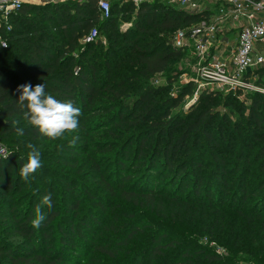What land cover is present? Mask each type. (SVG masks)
Returning <instances> with one entry per match:
<instances>
[{"label":"trees","instance_id":"1","mask_svg":"<svg viewBox=\"0 0 264 264\" xmlns=\"http://www.w3.org/2000/svg\"><path fill=\"white\" fill-rule=\"evenodd\" d=\"M124 12H133L134 18L130 27L121 30L116 17ZM204 15L153 0L138 7L114 2L110 15L101 18L96 0H81L23 5L11 17V29H0L8 45H0V139L17 136L10 121L19 119L25 128L21 137L36 144L51 140L27 125L17 106L19 85L44 83L46 93L81 109L79 129L83 137H95L100 145L93 146L97 153L113 155L111 172L118 180L113 189L105 178L104 188L113 189L121 200L143 211L139 215V210L134 214L124 210L125 217L113 212L106 225L111 237L96 243L93 236L88 238L106 259H123L121 264H241L242 256L258 261L264 250V96L253 97L243 120L259 133L256 137L261 147L252 154L242 143L235 156L226 157L212 150L222 143L227 144L224 152L234 147V139L224 138L222 132L229 120L222 114L217 119V98L224 93L202 91L187 114L173 113L191 86L158 98L170 82L148 84L186 52L173 46L172 33L197 23ZM93 27L98 37L102 32L113 36L107 57H117L114 46L123 45L119 46L126 52L123 74H116L108 59H99L97 47L101 44H81L82 36ZM97 61L104 63L103 70H98ZM244 127L234 123L230 129L243 139L247 133ZM200 138L210 148L207 158L197 145ZM85 144H66L64 152L84 155L92 167L89 177L93 172L104 175L101 163H92L89 144ZM22 164H15L10 155L0 156V220L8 224V235L19 237L12 243L0 233V264L66 263L67 251L81 252L82 245L74 238L85 239L99 219L95 215L81 217L78 226L70 224L54 232L59 211L53 192H47L53 206L43 208L46 220L40 228H33L31 220L39 202L32 199L18 208L8 198L10 192L18 193L25 186L20 184V175L19 180H11L12 168L17 165L18 171ZM64 186L75 190L70 183L64 182ZM73 206L67 204L68 209ZM157 219L163 220L164 226H159ZM203 237L205 244L199 240ZM130 239L139 242L130 244ZM214 242L226 247L227 257L210 245Z\"/></svg>","mask_w":264,"mask_h":264},{"label":"rangeland","instance_id":"2","mask_svg":"<svg viewBox=\"0 0 264 264\" xmlns=\"http://www.w3.org/2000/svg\"><path fill=\"white\" fill-rule=\"evenodd\" d=\"M133 18V12L120 13L116 17V23L119 25L121 30H125L127 27L131 26V21H133ZM220 24L224 27V29L221 31V34L226 32L224 36L221 35V37H223L222 39L224 40L222 43L223 47H228L229 45L232 46L235 42L236 36L235 31H228L232 22L223 21ZM112 37L113 36L110 34L104 32L100 33L99 37H96L95 41L98 42L97 45H102L97 47V56L99 55V59L102 61L108 59L112 63L111 67L115 70L116 74H123L124 71L122 67L125 65L123 59L126 56V52L119 47L123 45L114 46V49L117 51V57H107L105 55L107 54V48H110V44H113V39H111ZM92 48H94V46ZM92 48L89 50H92ZM260 49L261 53L264 55V45H262ZM96 63L98 70H103L104 63H100V61H97ZM194 65L195 62L191 54L184 52L180 58L172 60L169 63L168 68L163 73L151 78L148 81V84L159 86L168 84L170 82L171 85L168 86L165 91L159 93L157 95L158 98H162L165 95H175V93L177 94L178 91L186 90L189 85L191 86L190 93L183 97L181 104L178 106V108L173 110V113L183 112L187 114L189 107L197 102L199 93L202 91H215L224 93V97L221 95L222 98H217V119H219L222 114L226 119L229 120L228 125L223 127L222 132L224 138L231 137L234 139V147L231 148L232 151L230 150L224 152L227 144L222 143L220 146H216L212 150H215L216 152H222L226 157H233L237 153L238 145L243 143V145L249 146L250 152L254 154L261 147V141L258 139L259 137H256L259 133H255L252 129L248 128L243 120H245L244 116L247 111L245 107L250 105L253 97L256 98L258 96H264V64L257 67L259 68V73H257V71L254 75L249 77L250 86L248 88H239L231 91L220 89L219 85L215 83H208L204 85L202 89L197 91L196 89L198 83L196 81H198V78ZM132 93L135 94V91ZM242 107L244 108L243 110H241ZM234 123H239L241 126H245L243 131H246L247 133L243 139L236 137L238 134H235L231 131L230 128H233ZM82 133V130L78 129V131L74 134L79 137L76 141V144H81V146L84 145V142L87 143L85 146H88L89 144L87 153L90 154V159L93 158L92 163H101V169L104 175H100V177L98 173L94 172L93 176L89 177L92 167H90V163L87 162L84 155L76 157L74 155H68L64 152V149L66 148L65 145L68 144L67 139L50 140L37 144L24 137L15 135L6 140L0 139L3 146L6 148V155L12 156L15 164L17 162H26L27 152L29 151V149L26 148L28 143L34 144L41 152L42 167L38 169L32 175V177H30L29 182H24L22 178H19L22 180L20 184L24 183L25 186L20 191H18V193L15 191L10 192L8 198H10V201H12L13 204H17L18 208H22L24 205H27L29 200L33 199L36 202H40L42 197L45 196L47 192H53L52 196L55 206L59 211L57 218L53 222L52 230L54 232H56L59 227L62 228L70 224H76L78 226V222H80L81 217L87 218L88 215H95L96 218L99 219L97 223L93 224V226L90 228V231L86 233L85 239L83 238V240H81L78 236L74 238L75 240L80 241L82 245L80 246L81 252L74 254L71 251H67L68 255L66 257V263L62 264H121L123 263V259H106L103 254H99L97 251H95L94 244L90 243L88 238L91 239L93 236L95 238L94 242L96 243L102 241L106 242V236L111 237L112 234L108 231V229H106V225L110 223V214H113V212L116 215L121 214L124 215L123 217H125L126 214L123 212L124 210L129 211L131 214H134V212L139 210V215H142L143 211L117 197V193L113 191V189L116 187L118 176L116 173L112 174L111 172L115 163L113 155H110V158V156H106L104 154L102 155L99 151V153H97L94 147L98 148L100 145L96 140H94L95 137H83L84 133ZM255 137L258 141L254 139ZM103 139H108V137H104ZM197 145L203 152V156L207 158L210 154V152H208V149L210 148L206 143L203 142V138L199 139ZM128 152L130 154L133 152L131 146L129 147ZM64 159L70 161V163L65 164ZM15 177L16 180H19V170L17 171V165L12 168L11 180L14 181ZM105 178L109 180L108 184L113 187L112 190H106L104 188ZM64 182L67 184L70 183L72 186L74 185L75 190L70 191V189L65 188ZM69 203L74 205L73 208L71 207V209H68L67 204ZM2 206V203H0V212H3ZM146 214L147 213H145V215ZM157 222L159 226H164L163 220L157 219ZM7 227L8 224L6 221L1 222L0 220V233L5 236V240L16 243L19 240V237L8 235ZM181 228L185 227L181 226ZM199 240L204 244L207 242L206 237L200 238ZM129 242L130 244H135L139 241L130 239ZM55 245H57V242ZM210 245L223 256H228L227 249L224 245L215 242L211 243ZM125 256L126 255H124V258ZM251 260H253V257H246V255H244L242 256L240 263L264 264V250L260 253L258 261Z\"/></svg>","mask_w":264,"mask_h":264},{"label":"built area","instance_id":"3","mask_svg":"<svg viewBox=\"0 0 264 264\" xmlns=\"http://www.w3.org/2000/svg\"><path fill=\"white\" fill-rule=\"evenodd\" d=\"M81 0H0V29L10 30L11 17L23 5L44 6ZM153 0H96L101 18H107L114 2H131L135 7ZM189 14H205L197 23L176 29L171 36L174 47L191 54L195 62L197 91L208 83L220 89L235 90L250 86L247 73L264 64L260 47L264 45V0H159ZM223 21L232 22L229 32L235 31V42L229 50L222 48ZM227 31V32H228ZM97 28L82 36L81 44L94 42ZM0 43L6 39L0 33ZM4 47L3 45H1ZM5 48V47H4ZM0 143V156H6Z\"/></svg>","mask_w":264,"mask_h":264},{"label":"clouds","instance_id":"4","mask_svg":"<svg viewBox=\"0 0 264 264\" xmlns=\"http://www.w3.org/2000/svg\"><path fill=\"white\" fill-rule=\"evenodd\" d=\"M4 47L6 43H0ZM20 93L17 99V106L22 110L23 120L32 128L37 129L39 134L51 140L67 139L69 147H74L78 136L74 135L80 127L81 109L72 102H62L52 94L46 93L45 84L35 86L29 84L19 85L16 89ZM11 127L17 136H23L25 128L20 126L19 119L10 121ZM26 162L20 166L19 175L24 182H29L30 177L42 167L41 152L32 143H28ZM7 158V157H6ZM51 194L42 197L34 209V216L31 220L33 228H40L46 220L43 208H52Z\"/></svg>","mask_w":264,"mask_h":264},{"label":"crops","instance_id":"5","mask_svg":"<svg viewBox=\"0 0 264 264\" xmlns=\"http://www.w3.org/2000/svg\"><path fill=\"white\" fill-rule=\"evenodd\" d=\"M221 47H222V48H225V47H223V44H221ZM232 47H233V46L229 45L227 48H225V49H227V51H228L227 55H229V50H230Z\"/></svg>","mask_w":264,"mask_h":264}]
</instances>
